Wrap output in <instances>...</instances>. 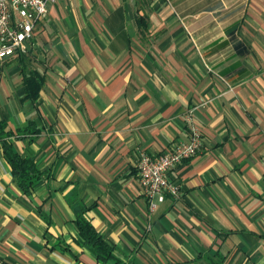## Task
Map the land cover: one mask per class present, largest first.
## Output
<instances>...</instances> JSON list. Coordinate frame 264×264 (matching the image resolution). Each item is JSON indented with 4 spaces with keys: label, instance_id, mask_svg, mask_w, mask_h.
<instances>
[{
    "label": "crops",
    "instance_id": "obj_1",
    "mask_svg": "<svg viewBox=\"0 0 264 264\" xmlns=\"http://www.w3.org/2000/svg\"><path fill=\"white\" fill-rule=\"evenodd\" d=\"M190 112L203 145L151 209L140 152L188 142ZM2 120L41 131L0 139V264H117L76 242L83 207L121 264H264V0H53L0 66ZM9 145L44 171L29 193Z\"/></svg>",
    "mask_w": 264,
    "mask_h": 264
},
{
    "label": "built area",
    "instance_id": "obj_2",
    "mask_svg": "<svg viewBox=\"0 0 264 264\" xmlns=\"http://www.w3.org/2000/svg\"><path fill=\"white\" fill-rule=\"evenodd\" d=\"M53 0H0V66L15 56H27L40 20L48 13ZM190 132L188 142L174 146L170 151L151 155L141 151L137 161L139 183L150 201L151 209L166 195L177 197L180 185L170 173L184 160L197 154L203 145V136L192 112L186 116Z\"/></svg>",
    "mask_w": 264,
    "mask_h": 264
},
{
    "label": "trees",
    "instance_id": "obj_3",
    "mask_svg": "<svg viewBox=\"0 0 264 264\" xmlns=\"http://www.w3.org/2000/svg\"><path fill=\"white\" fill-rule=\"evenodd\" d=\"M138 20L141 25L144 24L142 16H139ZM27 78L28 88L24 99L39 98L40 91L45 82L44 77L38 71L31 70ZM7 125L6 120L0 122V139L6 140L15 135L18 137L33 136L41 131V128L35 124V121H30L27 127L20 128L17 133L11 130L5 131ZM4 144L5 146L7 145L6 142ZM4 153L12 166V174L17 179L19 186L25 193H29L35 184L43 178L44 171L39 168L34 158L14 153L11 149V145L5 148ZM86 210L87 207H83L82 211L76 217L75 222L78 232L76 242L80 246L86 247L92 251L100 262L105 263L114 260L117 264H121V259L117 255L115 247L104 238L102 233L98 231L93 223L84 215Z\"/></svg>",
    "mask_w": 264,
    "mask_h": 264
}]
</instances>
